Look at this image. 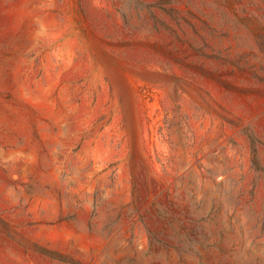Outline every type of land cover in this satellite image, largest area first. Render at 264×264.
Here are the masks:
<instances>
[{"label": "rangeland", "instance_id": "obj_1", "mask_svg": "<svg viewBox=\"0 0 264 264\" xmlns=\"http://www.w3.org/2000/svg\"><path fill=\"white\" fill-rule=\"evenodd\" d=\"M0 264H264V0H0Z\"/></svg>", "mask_w": 264, "mask_h": 264}]
</instances>
